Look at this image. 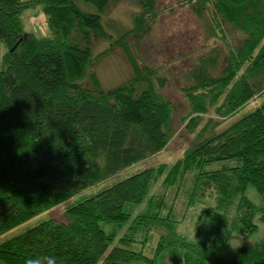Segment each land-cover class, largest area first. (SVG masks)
Instances as JSON below:
<instances>
[{
    "label": "trees",
    "instance_id": "16d2710c",
    "mask_svg": "<svg viewBox=\"0 0 264 264\" xmlns=\"http://www.w3.org/2000/svg\"><path fill=\"white\" fill-rule=\"evenodd\" d=\"M116 1L0 0L6 48L0 69V237L76 199L66 220L49 217L0 240V264L37 256H55L57 264H264V239L241 246L232 259L220 256L232 234L247 237L258 230V220L264 223V99L220 131V122H203L213 108L223 119L235 118L264 95V0L180 3L209 16L226 48L225 66L212 74L217 55L206 56L189 71L192 82L181 89L189 106L182 122L189 133L203 125L182 156L117 181L124 169L167 146L174 105L145 78L155 71L140 70L131 57L134 76L116 88L101 89L95 73L92 87L83 85L94 60L92 38L113 40L101 17ZM133 1L142 12L122 39L147 32L158 13L157 0ZM37 6L47 35L24 30L23 11ZM225 25L240 33L235 43L228 42ZM227 160L234 162L208 168ZM97 185L103 188L84 193ZM249 187L260 204L248 197ZM178 197L187 212L198 209L193 236L178 230ZM149 244L150 255L144 251Z\"/></svg>",
    "mask_w": 264,
    "mask_h": 264
},
{
    "label": "rangeland",
    "instance_id": "374dc122",
    "mask_svg": "<svg viewBox=\"0 0 264 264\" xmlns=\"http://www.w3.org/2000/svg\"><path fill=\"white\" fill-rule=\"evenodd\" d=\"M186 0H157L155 10L158 12L149 21L147 32L140 36L129 35L125 38L122 37L125 31L132 29L134 26V15L141 13L142 9L133 0H118L111 2L106 13L102 14V25L104 29L110 33L113 40L122 39V43L110 46L113 40L104 38H92V50L94 60L91 68L88 69L83 85L85 87H92L91 73H95L100 83V88L108 91L116 88L124 81L132 78L134 72L131 67L130 57L133 58L134 63L141 70L142 67H148L150 70L155 71L154 75L147 77L149 74L142 70L141 73L145 75L146 79H151L155 88L161 92L166 98H168L174 105V112L171 122V138L167 146L151 155L148 158L124 169L122 173L115 179L121 180L135 172H138L146 167L166 164L172 165L177 159H179L184 150L191 145L195 135L199 128L202 127L203 122L208 119H213L216 122H220L216 127V131H220L235 121L242 114L252 110L259 105L263 99V96H256L251 102L245 106L241 112H239L235 118L223 119L218 115L214 108L211 109L208 115H205V119L202 124L193 133L187 132L182 122V118L189 111L188 102L181 91V89L189 85L190 80L189 71H191L200 61L201 57L215 56L217 55L218 63L216 69L212 70V74L219 73L225 66V52L223 40L217 35L209 16L204 13L203 15H197L192 7L184 2ZM82 9L95 12V8L86 3H80ZM22 21L24 24L25 32L32 26L31 22L34 21L36 36H42L48 33L46 24L43 22L40 8H29L23 11ZM32 18V19H31ZM36 21H41L43 24L39 26ZM33 24V25H34ZM227 31V40L230 43H235L240 37V33L232 28H228L225 25ZM123 44V46H121ZM100 54L102 51H106ZM6 51L4 45L0 42V69L2 68L1 58L2 53ZM159 79L164 80V85L159 84ZM146 86V82H143ZM234 161L227 160L210 165L208 168H219L222 165H231ZM113 180L106 182L110 184ZM160 181L153 186V191H159ZM85 191V194L96 192L103 188V185H97ZM182 194H179L180 196ZM248 197L255 203L260 204V197L253 187H249L247 191ZM182 197H178L175 201L176 218L181 219L183 223L180 224L178 230L194 235L196 222L199 220L197 217L198 209H192L187 212L184 210V205L181 204ZM76 199H69L57 207L52 208L50 211L45 212L23 225L9 231L5 235L0 237V240L8 238L18 232L25 230L28 227L34 226L40 221L49 217L56 221H64L67 219L65 210L72 205ZM140 209V206L137 210ZM184 211V212H183ZM202 225L209 224L206 219L202 218ZM214 229H217L216 224L212 223ZM205 228L207 227L204 226ZM213 227H210L211 229ZM205 232V229L202 230ZM202 232V235L204 233ZM219 234V231L217 230ZM212 236L213 233H209ZM217 234V235H218ZM215 234H213L214 236ZM264 239V223L258 220V230L249 236H239L232 234L229 244L224 249L220 256L226 259H232L238 252L241 246H251ZM149 244L144 249L145 253L149 254Z\"/></svg>",
    "mask_w": 264,
    "mask_h": 264
},
{
    "label": "clouds",
    "instance_id": "9594fccd",
    "mask_svg": "<svg viewBox=\"0 0 264 264\" xmlns=\"http://www.w3.org/2000/svg\"><path fill=\"white\" fill-rule=\"evenodd\" d=\"M25 264H57V258L55 256H37L26 259Z\"/></svg>",
    "mask_w": 264,
    "mask_h": 264
},
{
    "label": "crops",
    "instance_id": "0c3cea01",
    "mask_svg": "<svg viewBox=\"0 0 264 264\" xmlns=\"http://www.w3.org/2000/svg\"><path fill=\"white\" fill-rule=\"evenodd\" d=\"M25 1V0H24ZM34 8H36V7H34ZM40 8V7H39ZM40 13L42 14V19H43V22L46 24V27H47V23H46V17H45V15H44V13H43V11H42V9L40 8ZM32 19V18H31ZM35 21V20H34ZM34 21H32L31 22V25L32 26H30L28 29H27V31L28 32H31V33H36L35 31H34V28H35V24H34ZM39 23V26H41L43 23L41 22V21H36V23ZM34 24V25H33ZM48 34V33H47ZM47 34H45V35H47ZM41 36V35H40ZM43 36V35H42ZM4 54V52L2 53V55Z\"/></svg>",
    "mask_w": 264,
    "mask_h": 264
}]
</instances>
